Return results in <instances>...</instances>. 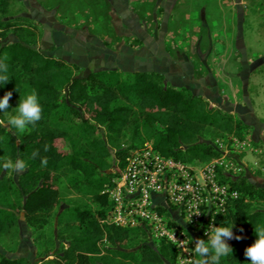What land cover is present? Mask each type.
Masks as SVG:
<instances>
[{
	"label": "trees",
	"instance_id": "16d2710c",
	"mask_svg": "<svg viewBox=\"0 0 264 264\" xmlns=\"http://www.w3.org/2000/svg\"><path fill=\"white\" fill-rule=\"evenodd\" d=\"M9 1L0 0V59L7 56L9 76L0 85V97L12 92L8 112L14 114L20 97L35 89L42 114L35 127L29 125L30 131L23 134L0 126V164L6 158L27 164L16 179L0 168V240L18 225L21 213L34 231L48 223L59 202L56 187L50 185L57 174L97 206L68 207L55 217L58 225H76L78 234L59 249L62 255L58 249L46 251L44 257L56 256L57 262L40 264H176L178 253L170 243L150 240L141 226L127 229L109 223L111 202L105 186L125 167L130 153L149 141L165 158L190 165L207 163L221 157L222 151L214 142L202 140L203 134L211 129L228 141L245 140V124L203 97L165 86L155 73L137 72L126 79L115 71L77 77L76 68L36 48L40 34L36 25L23 17H5ZM9 35L18 41L4 43ZM134 100L137 109L131 103ZM118 101L122 103L115 104ZM0 119L6 120L4 112ZM33 150H39L35 159ZM41 157H47L46 166H41ZM220 179L231 183L239 197L216 224L233 225L235 234L242 237L227 241L233 252L220 264H250L244 249L256 239L254 228L264 225V208L251 210L248 200L263 199L264 187L243 176ZM137 237L145 240L136 241ZM0 264L31 263L0 256Z\"/></svg>",
	"mask_w": 264,
	"mask_h": 264
},
{
	"label": "rangeland",
	"instance_id": "374dc122",
	"mask_svg": "<svg viewBox=\"0 0 264 264\" xmlns=\"http://www.w3.org/2000/svg\"><path fill=\"white\" fill-rule=\"evenodd\" d=\"M50 1L62 2V0ZM110 1L102 0L101 3V16L107 21H104L103 25L111 30L113 27L111 32L120 34V37L104 42V49L114 51L121 49L124 45L142 48L140 41L146 39L141 31V26L146 22L144 19L152 16L155 24L161 27L164 17H167L169 29L174 34L171 40L174 45L172 46V43L168 41V48H171L172 53L181 62H189L193 66L194 79L202 84L203 89H210L211 87H208L206 83L213 85V78L216 77L215 94L219 96L216 97L218 101L216 105L219 107L244 105V103L251 105V109H248L244 115L245 122H242L237 114H231L236 120L245 124L247 129L244 130V136L252 144V149L236 155L243 169L240 173L237 172L236 176H243L256 187H264V0H170L172 4L168 3L164 8L162 6L159 8V0L150 2L146 0L147 2L144 3L141 0H133V2L118 0L124 4H133L137 19L131 21L130 25L133 27L132 33L135 36L127 30H120L124 27V22L115 15ZM166 1L162 0L160 3ZM9 2L5 17L7 19L23 17L36 25L40 33L36 48L40 52H48L49 46L45 40H42L46 30L45 25L40 26L41 24L33 18L37 13L34 6L40 4L44 9L47 0H10ZM51 9V7L47 8L48 15L37 16L43 24L49 18H54L50 13ZM163 9H166V16ZM17 41L13 35L3 40L4 43ZM177 50L181 52L177 54ZM114 71L122 79H126L135 69ZM177 71L184 74L188 70L177 69ZM75 74L79 77L85 76L81 70H76ZM121 103L118 101L115 104ZM131 103L135 109L138 108L135 100ZM100 131L102 134V130ZM124 138L128 139V135L125 134ZM231 139L228 141L226 137H222L211 129L207 130L202 137L204 141L222 142L228 148L231 147L235 138ZM193 166L200 167L201 164L194 163ZM6 175L16 179L19 174L8 170ZM50 185L56 187L59 202L51 211L48 223L34 231L26 225L21 213L18 225L0 240V256L9 259H27L31 264L50 260L57 262L56 256L45 258L46 251L53 253L57 249L58 251L65 249L69 239L78 234V230L76 225L65 223L58 225L55 217L68 207L94 208L97 206L87 196L69 188L65 180L57 174L52 176ZM248 208L251 210L264 208V198L249 199ZM232 231L235 234L233 229ZM144 240L143 237L136 239L140 242ZM190 248L196 256L193 242L190 243ZM59 255H62V251H59ZM176 264L181 262L177 260Z\"/></svg>",
	"mask_w": 264,
	"mask_h": 264
},
{
	"label": "built area",
	"instance_id": "2783aa9c",
	"mask_svg": "<svg viewBox=\"0 0 264 264\" xmlns=\"http://www.w3.org/2000/svg\"><path fill=\"white\" fill-rule=\"evenodd\" d=\"M214 145L221 157L200 167L161 156L151 141L132 151L104 189L111 202L109 223L127 229L141 226L150 240L174 246L181 264H192L190 243L206 237L205 231L217 226V218L239 197L220 177H237L243 169L236 155L252 149L247 139H234L230 148L219 141Z\"/></svg>",
	"mask_w": 264,
	"mask_h": 264
},
{
	"label": "crops",
	"instance_id": "0c3cea01",
	"mask_svg": "<svg viewBox=\"0 0 264 264\" xmlns=\"http://www.w3.org/2000/svg\"><path fill=\"white\" fill-rule=\"evenodd\" d=\"M141 1L144 3L146 0ZM148 1L150 2L151 0ZM160 1L162 0L158 1L159 8L161 6L164 8L168 3L172 4L170 0L168 2L165 0L166 2L162 4ZM110 2H112L115 15L124 22V27L120 30H127L133 35V27L130 24H132L131 21L137 19L133 4H124L118 0H111ZM101 3L102 0H62L61 3L47 0L44 9L41 8L40 4L34 6V10L37 11L35 15H40L41 17L43 14L48 15L47 8H52L50 13L54 18H49L48 21H45V24H43L41 19L37 18V21L41 25H45L46 30L42 40H45L49 46L50 50L48 53L62 55L66 62H80V64H83L89 70L93 69L94 64L99 69L110 66L114 67L113 70L118 71H125L128 68H133L136 72H150L154 70L155 72L165 74L164 76H167L174 83L172 86L176 89H186L187 87L189 91L196 94H199V90L205 92L207 95L205 99L212 107H217L229 114H237L240 116L242 122H245L244 115L248 109H251L250 104L244 103V105L239 104L228 107L216 105L218 102L216 101V97H219L215 94V88H217L216 77L213 78V85H210L208 82L206 83L208 87H211L210 89H203L202 84L194 79L193 66L189 62H181L172 53L171 48H168V41H170V44L172 43L171 40L174 34L169 29L167 17H164L161 27L155 24L152 16L144 19L146 22L141 26V31L146 39L140 41L143 46L142 48L124 45L121 49L114 51L104 49V42L111 41V38L114 37L116 39L120 37V34L112 33L113 27L112 30L111 28L104 27L103 22L106 20L101 16ZM42 4L44 3L42 2ZM163 13L166 16V9H163ZM148 20L149 22H147ZM177 52L179 54L181 51L177 50ZM177 69H187L188 71L180 74Z\"/></svg>",
	"mask_w": 264,
	"mask_h": 264
},
{
	"label": "clouds",
	"instance_id": "9594fccd",
	"mask_svg": "<svg viewBox=\"0 0 264 264\" xmlns=\"http://www.w3.org/2000/svg\"><path fill=\"white\" fill-rule=\"evenodd\" d=\"M7 56L0 59V85L9 81L8 66L5 63ZM12 92H5L0 97V112L6 114V120L0 119V126L8 128L10 131L15 129L23 134L30 131L29 125L35 127L36 123L41 119L42 108L38 101V96L33 89L30 94L20 97L18 105L13 109L14 114L8 112L9 101ZM44 151H48L47 145ZM39 156V150H33L32 158ZM47 165V157H41V166ZM27 164L22 159H16L14 162L11 158L4 159L0 164V168L4 171H14L17 174L23 173ZM199 215V214H196ZM232 226H215L210 225V230L205 231L207 240L196 238L194 243V252L199 257L192 261V264H220L221 258L232 255L233 248L227 241L235 239L241 240L242 237L234 234ZM242 231V230H241ZM256 239L244 249V256L250 264H264V225H257L254 228Z\"/></svg>",
	"mask_w": 264,
	"mask_h": 264
},
{
	"label": "flooded vegetation",
	"instance_id": "af4514ba",
	"mask_svg": "<svg viewBox=\"0 0 264 264\" xmlns=\"http://www.w3.org/2000/svg\"><path fill=\"white\" fill-rule=\"evenodd\" d=\"M33 5V3H32ZM32 18V17H31ZM34 19L37 20V16L35 15L33 17ZM36 22V21H35ZM42 26V25H40ZM43 53V52H42ZM44 55L48 56V57H51V58H55V59H58V60H62L64 61L66 64H69L71 66H73L74 68H76L77 70H81L85 76H82V77H87L89 76L91 73H101V72H110V71H114V67H110V66H107V68H102V69H99V68H96L97 66L94 64L93 66V69L92 70H89L87 67H85L83 64H80V62H76V61H71V62H66L65 58L62 57V55H58L57 53H54V54H49L48 52L46 53H43ZM110 67V68H109ZM107 69H110V70H107ZM133 73H137L136 71H134ZM139 73H147V74H150V73H155V74H158L160 75L162 78H163V84L165 86H171L173 87L172 85H174V83L168 79L167 76H164L165 74H161V73H158V72H155L154 70L150 71V72H139ZM79 77V76H77ZM184 89V88H183ZM188 90V89H186ZM189 91V90H188ZM191 92V91H190ZM192 93V92H191Z\"/></svg>",
	"mask_w": 264,
	"mask_h": 264
},
{
	"label": "water",
	"instance_id": "95a60500",
	"mask_svg": "<svg viewBox=\"0 0 264 264\" xmlns=\"http://www.w3.org/2000/svg\"><path fill=\"white\" fill-rule=\"evenodd\" d=\"M186 89H188L187 87H186ZM199 92V94H196L195 92H192V94L194 95V96H198V97H203V98H206L205 96H207L206 95V93L205 92H202V91H198Z\"/></svg>",
	"mask_w": 264,
	"mask_h": 264
}]
</instances>
